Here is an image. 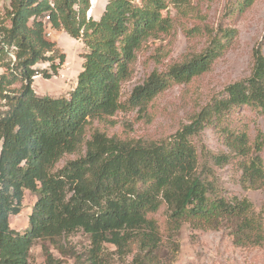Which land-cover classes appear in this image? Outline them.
<instances>
[{"label":"trees","instance_id":"trees-1","mask_svg":"<svg viewBox=\"0 0 264 264\" xmlns=\"http://www.w3.org/2000/svg\"><path fill=\"white\" fill-rule=\"evenodd\" d=\"M194 1L110 0L98 19L88 16L90 0L1 5L0 264H30L38 241L79 230L91 238L95 264L104 244L125 252L133 242L141 261L151 263L162 243L152 216L161 209L170 237L190 225L203 232L227 228L240 247L264 241L262 216L249 200L228 196L217 174L239 159L245 186L264 192V131L257 126L252 138L249 124L236 126L233 118L243 108L264 114V35L253 51L250 75L225 88L176 134L144 142L111 137L102 128L113 126L119 112L148 119L158 97L204 76L230 49L238 35L234 28H184L188 37L206 38L204 51L154 70L123 101L124 85L146 44L170 35L179 22L198 21ZM255 1L237 0L229 15L246 13ZM49 27L84 49L76 87L60 98L39 96L33 87L37 77L58 76L66 63L47 37ZM42 64L48 66L41 69ZM210 128L226 153L204 145L200 150L194 142ZM67 156L76 159L58 169ZM26 191L39 199L30 228L20 233L10 221L21 213Z\"/></svg>","mask_w":264,"mask_h":264},{"label":"rangeland","instance_id":"rangeland-1","mask_svg":"<svg viewBox=\"0 0 264 264\" xmlns=\"http://www.w3.org/2000/svg\"><path fill=\"white\" fill-rule=\"evenodd\" d=\"M109 1L90 0L91 10L88 16L98 19ZM8 2L9 0H3L0 7ZM236 2L237 0H195L198 21L179 22L170 35L146 44L138 56L132 79L124 85L123 101L154 70L164 71L170 65L204 51L207 46L206 38L188 37L184 28L191 29L196 25H207L210 28L223 26L234 28L238 32L230 49L215 62L207 74L188 85H175L158 97L150 105L149 118L146 120L138 119L136 112H119L112 119L113 126H102L109 136L144 142L165 140L188 124L193 115L225 88L250 75L253 51L264 35V0H256L246 13L231 17L230 9ZM171 12L174 16V12ZM48 39L56 43L60 54L66 55V63L58 76L50 80L37 77L33 87L39 96L65 97L76 87L78 75L82 71L83 45L63 31L54 29H51ZM47 66L48 64H42L39 68L44 69ZM233 118L236 126L249 124L252 138L256 136L257 126L264 131V114L243 108ZM127 124L131 126L130 131L125 128ZM194 142L200 150L204 145L216 153L228 151L217 132L211 128L204 133L203 139H195ZM74 159L75 156L65 157L57 166L58 169ZM238 162L239 159L223 169H218L217 174L228 196L249 200L255 212L262 216L264 226V192L245 186ZM38 199L37 194L25 192L21 213L11 217L12 229L25 233L30 228L29 218ZM152 218L158 222L162 238L156 260L151 263L141 261L137 242H133L125 252H120L114 245L107 243L98 256L97 264H264V241L256 246L240 247L234 243L231 230L227 228L203 232L195 231L190 225H184L175 236L170 237L164 210L161 209ZM49 262L95 264L90 236L79 230L61 238L38 241L31 251L30 264Z\"/></svg>","mask_w":264,"mask_h":264},{"label":"built area","instance_id":"built-area-1","mask_svg":"<svg viewBox=\"0 0 264 264\" xmlns=\"http://www.w3.org/2000/svg\"><path fill=\"white\" fill-rule=\"evenodd\" d=\"M46 20H47V21H50V17L47 16V17H46ZM46 34H47V37H50V36H51V27H49V28L47 29V33H46ZM10 56L15 60V57H14L13 54H11Z\"/></svg>","mask_w":264,"mask_h":264},{"label":"water","instance_id":"water-1","mask_svg":"<svg viewBox=\"0 0 264 264\" xmlns=\"http://www.w3.org/2000/svg\"><path fill=\"white\" fill-rule=\"evenodd\" d=\"M91 15H89V17H90Z\"/></svg>","mask_w":264,"mask_h":264},{"label":"bare ground","instance_id":"bare-ground-1","mask_svg":"<svg viewBox=\"0 0 264 264\" xmlns=\"http://www.w3.org/2000/svg\"><path fill=\"white\" fill-rule=\"evenodd\" d=\"M94 2V1H93Z\"/></svg>","mask_w":264,"mask_h":264}]
</instances>
